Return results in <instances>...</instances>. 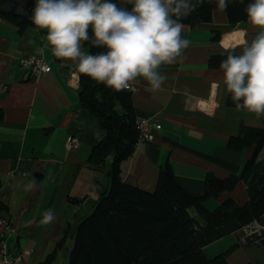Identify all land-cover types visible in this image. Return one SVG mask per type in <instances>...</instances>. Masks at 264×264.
<instances>
[{
  "label": "crops",
  "instance_id": "0c3cea01",
  "mask_svg": "<svg viewBox=\"0 0 264 264\" xmlns=\"http://www.w3.org/2000/svg\"><path fill=\"white\" fill-rule=\"evenodd\" d=\"M246 22L233 26L225 12L215 9L211 21L185 28L183 38L190 45L177 62L161 65L165 83L160 90L151 91L143 78L132 82L136 118L160 129L152 132L151 141L137 143L132 155L121 162L125 183L153 191L160 167L169 163L178 183L191 194L201 195L207 173L225 178L241 172L254 147L235 152L227 148V141L241 123L263 126L264 115L226 104L229 93L223 73L209 67L208 58L226 50L241 51L236 46L256 34ZM216 32L219 39L213 40ZM46 43V30L33 25L19 33L0 17V200L16 232L5 238L7 253L21 255L23 264H37L64 235L68 247L58 250L51 264H66L76 226L109 184L110 162L98 169L88 163L91 147L103 134L97 119L79 103L74 62L58 60ZM81 50L87 52L84 45ZM28 56L43 59L51 71L33 76L22 70L18 60ZM71 138L78 147L69 145ZM263 153L264 149L261 158ZM29 184L34 185L31 190ZM229 196L244 204L248 199L245 183L238 182L232 191L204 204L212 209ZM48 209L54 210L56 219L42 225L39 221ZM240 233L219 239L203 251L207 255L208 248L224 240L233 243L232 236L237 239ZM245 250L241 247L230 254L229 263L248 262Z\"/></svg>",
  "mask_w": 264,
  "mask_h": 264
},
{
  "label": "trees",
  "instance_id": "16d2710c",
  "mask_svg": "<svg viewBox=\"0 0 264 264\" xmlns=\"http://www.w3.org/2000/svg\"><path fill=\"white\" fill-rule=\"evenodd\" d=\"M9 1L0 0V17L23 33L28 26H33L34 4L28 7L27 14L21 15L7 10L5 6ZM112 2L131 8V0ZM251 2L229 0L224 11L229 24L236 26L245 22V9ZM215 9V0H206L181 22L189 27L207 23ZM92 35L90 26V38ZM218 39L216 32L213 40ZM83 45L89 54L106 51L102 47H92L89 42ZM230 53L239 54L240 51L232 49L211 54L209 67L219 68L221 60ZM78 98L80 105L97 119L103 134L91 147L88 163L98 169L109 161V184L91 212L76 226L66 264H230L229 255L238 248L264 249V157H260L264 149V117L260 127L241 123L237 134L227 141V148L235 152L254 147L239 174L219 178L209 172L202 194L193 195L178 183L172 166L165 163L159 169L154 190L147 191L125 183L121 177V162L132 155L138 142L131 92H116L89 77L80 76ZM226 104L234 107L230 94ZM240 181L246 185L248 199L244 204L239 205L229 196L212 209L205 206L207 199L232 191ZM7 216L8 208L0 200V217L10 223ZM252 223L261 228L248 230L246 227ZM236 232L241 233L228 249L212 258L206 256L203 247ZM66 240L64 235L37 264H51L58 250L68 247Z\"/></svg>",
  "mask_w": 264,
  "mask_h": 264
},
{
  "label": "clouds",
  "instance_id": "9594fccd",
  "mask_svg": "<svg viewBox=\"0 0 264 264\" xmlns=\"http://www.w3.org/2000/svg\"><path fill=\"white\" fill-rule=\"evenodd\" d=\"M205 2L131 0L129 9L112 0H36L31 22L46 30L45 47H50L54 57L74 62L73 76L89 77L116 92L129 89L139 77L151 91H157L165 83L161 65L177 62L190 45L182 38L187 26L181 21ZM215 3L224 12L229 0ZM245 12L246 23L256 34L236 46L239 54L222 59L219 69L235 109L260 116L264 115V0H252ZM83 42L106 51L89 54L81 50ZM55 219L54 210L48 209L39 223L47 225Z\"/></svg>",
  "mask_w": 264,
  "mask_h": 264
},
{
  "label": "built area",
  "instance_id": "2783aa9c",
  "mask_svg": "<svg viewBox=\"0 0 264 264\" xmlns=\"http://www.w3.org/2000/svg\"><path fill=\"white\" fill-rule=\"evenodd\" d=\"M19 67L29 72L30 75L37 76L43 73H49L51 67L43 59H39L33 56H28L18 60ZM130 92L135 91V86L127 89ZM135 125L138 130V143L151 141L153 139V131L160 129V125L154 124L151 121L143 118H136ZM69 145L72 148L78 147L77 140L71 138L69 140ZM250 231H255L261 228L257 223H252L250 226L246 227ZM15 228L12 227L10 223L5 221L0 217V264H23L22 257L19 254L7 253V244L5 238L7 236L15 235Z\"/></svg>",
  "mask_w": 264,
  "mask_h": 264
},
{
  "label": "rangeland",
  "instance_id": "374dc122",
  "mask_svg": "<svg viewBox=\"0 0 264 264\" xmlns=\"http://www.w3.org/2000/svg\"><path fill=\"white\" fill-rule=\"evenodd\" d=\"M227 237H229V236H225L223 238H227ZM232 237L235 240L233 243H235L236 238H235V236H232ZM233 243H226V240H224L223 242H219L218 244H215L214 246H211L210 248H208L206 256H208L209 258H212L216 254H218L219 252L225 251L226 249H228ZM211 245H212V243H211ZM209 246H210V244H209ZM205 247H208V245ZM205 247H203V249ZM67 256L69 257V255H67ZM68 257H67V259H68ZM244 257L247 258L248 262L264 263V249H261V248L246 249ZM62 260H63V256H62V259L60 261H62Z\"/></svg>",
  "mask_w": 264,
  "mask_h": 264
},
{
  "label": "water",
  "instance_id": "95a60500",
  "mask_svg": "<svg viewBox=\"0 0 264 264\" xmlns=\"http://www.w3.org/2000/svg\"><path fill=\"white\" fill-rule=\"evenodd\" d=\"M33 0H23L21 2H18L17 0H10L9 5H6L5 7L7 10L11 13H18V14H27V9L30 5H33ZM256 175L253 176V178ZM193 232V230H191Z\"/></svg>",
  "mask_w": 264,
  "mask_h": 264
},
{
  "label": "bare ground",
  "instance_id": "6f19581e",
  "mask_svg": "<svg viewBox=\"0 0 264 264\" xmlns=\"http://www.w3.org/2000/svg\"><path fill=\"white\" fill-rule=\"evenodd\" d=\"M225 44H227L228 43V41L227 40H225V42H224Z\"/></svg>",
  "mask_w": 264,
  "mask_h": 264
}]
</instances>
